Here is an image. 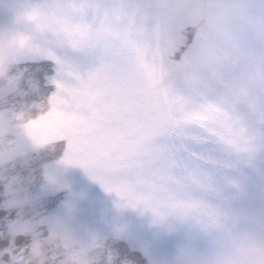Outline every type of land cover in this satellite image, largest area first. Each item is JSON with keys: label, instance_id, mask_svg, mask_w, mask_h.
Returning <instances> with one entry per match:
<instances>
[{"label": "rangeland", "instance_id": "rangeland-1", "mask_svg": "<svg viewBox=\"0 0 264 264\" xmlns=\"http://www.w3.org/2000/svg\"><path fill=\"white\" fill-rule=\"evenodd\" d=\"M47 2L0 0V33L15 27L13 16L21 6ZM244 2L249 22L231 37L236 52L224 43L225 25L217 20L210 23L211 38L180 72L170 62L167 41L146 31L131 12L116 9L101 21L100 42L135 69L155 113L140 146L150 143L148 129H172L170 147L135 186L138 207L124 206L84 169L58 166L62 146H41L65 132L82 133L74 116L53 111L26 129L15 119L21 110L37 115L35 106L54 91L50 81L56 65L27 58L8 72L5 63L0 74V166L5 167L0 238L21 224L44 220L71 235L73 246L85 252L84 264H165L174 258L192 264L194 255L204 256L203 264H264V0ZM193 39L189 29L187 44ZM13 42L18 49L30 47L24 33ZM33 42L42 41L33 35ZM61 55L79 60L71 51ZM8 180L18 189L14 199L5 192ZM226 191L241 230L220 244L205 235L220 231L222 222L202 219L186 205L197 200L207 205Z\"/></svg>", "mask_w": 264, "mask_h": 264}, {"label": "snow or ice", "instance_id": "snow-or-ice-1", "mask_svg": "<svg viewBox=\"0 0 264 264\" xmlns=\"http://www.w3.org/2000/svg\"><path fill=\"white\" fill-rule=\"evenodd\" d=\"M116 9L131 12L146 31L167 41L169 59L177 72L206 37L211 38L210 23L217 20L225 25L224 43L233 49L231 37L249 22L250 9L244 0H49L21 6L13 16L15 27L0 33V74L5 63L10 72L27 58L56 65V75L50 81L54 91L45 103L35 106L37 115L15 112L21 127L26 129L53 111L74 116L81 122L82 133L65 132L62 138L41 146L54 150L62 146L58 166L84 169L106 192H114L124 206L138 207L141 201L135 186L152 170L156 157H163L170 147L172 129L167 125L148 129L150 143L147 148L140 146L147 122L155 113L147 106L135 69L100 42L101 21ZM189 29L194 31L191 45L187 44ZM20 33L27 34L30 47L17 48L13 41ZM33 35L42 42H33ZM52 43L56 46L48 47ZM25 51L27 55H20ZM65 51L75 53L79 60L61 55ZM261 74L264 76V67ZM11 82L16 87V77ZM231 185L240 189L234 181ZM231 200L226 191L222 199L207 205L191 201L186 209L212 223L219 219L221 230L205 236L222 244L241 230ZM91 246L98 247L95 243ZM204 259L194 255L192 264H203ZM85 260L84 250L73 246L67 231L44 220L21 224L0 238V264H84ZM165 264H181V260L174 258Z\"/></svg>", "mask_w": 264, "mask_h": 264}, {"label": "clouds", "instance_id": "clouds-1", "mask_svg": "<svg viewBox=\"0 0 264 264\" xmlns=\"http://www.w3.org/2000/svg\"><path fill=\"white\" fill-rule=\"evenodd\" d=\"M5 167L0 166V173L4 171ZM3 180V175L0 174V181ZM5 192L7 195L14 199L18 195V189L15 186V181L14 180H8V182L4 185ZM34 264V262H32Z\"/></svg>", "mask_w": 264, "mask_h": 264}, {"label": "trees", "instance_id": "trees-1", "mask_svg": "<svg viewBox=\"0 0 264 264\" xmlns=\"http://www.w3.org/2000/svg\"><path fill=\"white\" fill-rule=\"evenodd\" d=\"M2 213H3V211H2Z\"/></svg>", "mask_w": 264, "mask_h": 264}]
</instances>
